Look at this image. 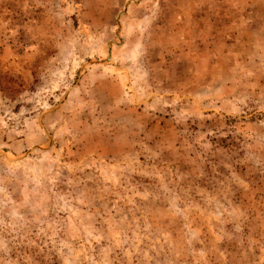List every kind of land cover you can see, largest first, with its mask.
<instances>
[{"label":"rangeland","instance_id":"rangeland-1","mask_svg":"<svg viewBox=\"0 0 264 264\" xmlns=\"http://www.w3.org/2000/svg\"><path fill=\"white\" fill-rule=\"evenodd\" d=\"M0 264H264V0H0Z\"/></svg>","mask_w":264,"mask_h":264}]
</instances>
